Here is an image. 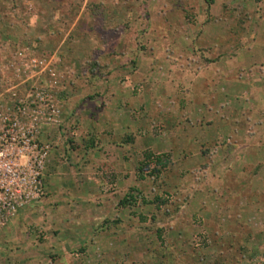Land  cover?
<instances>
[{"label": "rangeland", "instance_id": "1", "mask_svg": "<svg viewBox=\"0 0 264 264\" xmlns=\"http://www.w3.org/2000/svg\"><path fill=\"white\" fill-rule=\"evenodd\" d=\"M148 4L0 0V134L12 118L25 133L36 127L37 148L18 161L41 166L36 196L0 228V264H264V226L252 233L243 220L256 225L255 216L238 210L254 208L245 143L264 146V112L238 107L236 94L220 89L264 65V0H160L159 20ZM123 29L133 54L150 42L152 71L110 61L125 53L111 52ZM243 47L256 56L236 68ZM221 54L230 70L214 75ZM113 84L123 90L111 100ZM131 92L129 107L120 97ZM120 113L132 124L116 130ZM124 141L134 143L127 152ZM147 150L169 158L158 178L140 177ZM155 195L166 199L161 208Z\"/></svg>", "mask_w": 264, "mask_h": 264}, {"label": "crops", "instance_id": "2", "mask_svg": "<svg viewBox=\"0 0 264 264\" xmlns=\"http://www.w3.org/2000/svg\"><path fill=\"white\" fill-rule=\"evenodd\" d=\"M150 6H152V7H150ZM154 6L156 8H154ZM148 7H149V9L153 8L150 11L153 13L152 17L159 20L160 16L158 15V13H159L158 10L160 8V0H149ZM114 13H115L114 9L111 8V11L109 12L108 17H107V20L109 21V23L112 20L116 19V16H113ZM155 29L157 30V33H158V29L160 30V28H158V26ZM152 30H153V28H152ZM128 31L129 30H127V29H123L121 31V35H120L119 39L117 40V42L115 43V48H114V50L111 51L114 54H115V51L125 52V53L121 54V55H118L116 53L115 55H113L114 58H111L110 61L113 62V64H115L116 66H121V67H122V65H126V64L128 65L130 62H133V63H135L137 69L139 67H141V68L146 67V69L150 68V70L152 71V69H151L152 63L150 62V60L155 61V59H154L155 56L151 54V51L153 50L152 45L149 46L150 42L146 41V44H147L146 50L143 51L142 53L139 52L140 54H138V55L133 54V52L135 53L134 50L136 49V47L133 46V45H135V43H133V44L130 43L131 42L130 38L126 39L127 37H130V36H128L129 35ZM126 35H127V37L125 38ZM149 35H150V38H149ZM151 37L152 36L150 33V29L146 30L145 38H148V40H149V39H151ZM132 46L135 48H133ZM244 47L241 48V50L238 54V57L236 56V68L242 66L241 61L244 60V58H249V57L255 58V56H256V54L253 52V51L257 50L256 44H255V46H253V51H251V52H250L249 48L244 49ZM214 49H215V47H214ZM202 51H204V50H202ZM131 54H133V55H131ZM163 58L164 57H162L160 55V62L161 61H164V62L170 61V59H168V57H165L164 60H163ZM214 64H215L214 66L220 67V70L214 71V75H215V73L216 74H218V73H220V74L229 73L230 69L227 68L229 66V63H228V57L226 55L221 54L220 57H218V60H215ZM233 70H234V68H233ZM251 72H252L251 74H246L243 76L238 71V79L236 81L232 80V82H234L236 84L239 83V84H237L238 86H236V88H234V86L236 84L233 83L234 86H231L232 89H230L229 84L230 83L232 84V82H230V83L225 82L226 87L220 88V89H221V92L224 90V91H228V93H230L232 95L236 94L235 99L237 100L238 107L240 104H241V106H243V105L248 106V104H250V106H248V107H252L251 109H253V111L256 112L255 115H257L261 112H264V65H259L258 69H256V70L253 69V71H251ZM163 75L165 77H161L160 82L163 81V83H168L170 80V75L167 73H164V72H163ZM111 81L114 82L115 80L113 81V78H112ZM113 87H114V89L110 90L109 94H107V97H109L111 100L117 99L118 95H121V93L119 94L118 91L123 90V89H121L122 86H120V85H116V84L114 85L113 84ZM216 92H217V90L214 91V93H216ZM164 93L165 94H162V93L160 94V106H161V104H162V106H165L162 103L163 102L162 96L166 95V94H167L166 97L169 96L168 92H164ZM104 94H105L104 92L100 93V95H102V96H104ZM135 97L136 96L133 95V92H131V95H129L127 97L121 96L120 99L124 104L131 107L130 102H128L127 99L131 98V101H132V99ZM167 99H169V98L167 97ZM224 99H228V97L224 96ZM220 100H221V98H220ZM219 103L222 104V100H221V102L219 101L218 104ZM136 105H139V107H141V106L144 107L145 103L143 104L142 101H140V103L138 102L137 104H134V106H136ZM248 107L245 109H248ZM259 109L261 112H259ZM120 115H122V117ZM114 122L116 123L114 125L116 130H119L120 128H122L121 126H124V125L128 126V125L132 124L131 119L129 117H127L126 114L123 115L122 113L115 116ZM112 126H113V124H112ZM118 126H120V128H118ZM262 134H264V129L262 130V133L259 134V136ZM136 142H137V140H136ZM122 143H124V144H122ZM122 143H120L121 145L119 147L122 150H125L126 152L129 148L131 149L133 144H134L133 141H131V142L124 141ZM154 143H156V141ZM256 145H258V149L256 152H254L253 148L256 147ZM259 145L260 144L257 143L256 140H254V139L252 140V138L247 140V142L245 143V146L248 148L251 147L252 151L248 150L249 152H247V154H245V156H244V161L246 162V164L249 163L250 165H252V169H253L252 179L255 181V184L253 183V186L254 185L258 186L255 190H252L253 195L257 196V198H255L256 200L254 199V196H253L252 204L254 205V208L252 207L250 209V206H247V204H241L240 207H238L239 208L238 210H241V209L247 210L246 211L247 216L249 214L252 215L253 217L255 216V218L253 220L257 222L256 225L249 224L250 222H248L249 221L248 219L243 220V222H245L247 224L249 231H251L252 233H257L258 235H259V233H261V230H260L261 225L264 226V221L262 220V218L264 219V205L262 206L261 203L258 202V200H260V195L263 194L261 192L264 191V158L261 154V152L264 150V146L260 147ZM238 147H240V146H238ZM244 175H245V173H244ZM254 181H252V182H254ZM263 203H264V201H263ZM223 210H224V212L226 211L225 214L227 215L228 210H226V209H223ZM259 222H260V226H259ZM225 223H226L227 227L234 224V222H232V220H230V219L226 220ZM238 223L242 224L241 220H239ZM231 233L232 232L229 231V232H227V235L232 236ZM256 240H257V238H256Z\"/></svg>", "mask_w": 264, "mask_h": 264}, {"label": "built area", "instance_id": "3", "mask_svg": "<svg viewBox=\"0 0 264 264\" xmlns=\"http://www.w3.org/2000/svg\"><path fill=\"white\" fill-rule=\"evenodd\" d=\"M32 67H38L45 69V60H37L32 58L30 60ZM43 67V68H42ZM45 96L51 97V93H47ZM39 97V94H36ZM40 98H43L40 96ZM33 101L32 103H34ZM35 104V103H34ZM51 112L58 111L51 105ZM50 114V113H48ZM6 127V128H5ZM23 127L19 126L17 118L9 119L8 122L2 126L0 134V228L15 215L17 209L29 202L36 196L39 191L40 180L38 178V168L41 166L38 162L25 166L20 163L18 158L22 155L23 149L31 147L37 148V144L33 141L32 131L36 130V127L30 128L31 131L26 130L25 133ZM21 131V132H20ZM19 133L17 138L14 134ZM30 135V136H29ZM15 139H17L15 141ZM20 145V146H18ZM46 146H44L45 148ZM43 149V147H41ZM43 156V155H40ZM35 156L34 160H36ZM41 162V161H40Z\"/></svg>", "mask_w": 264, "mask_h": 264}, {"label": "trees", "instance_id": "4", "mask_svg": "<svg viewBox=\"0 0 264 264\" xmlns=\"http://www.w3.org/2000/svg\"><path fill=\"white\" fill-rule=\"evenodd\" d=\"M92 145H93L92 142H90V145L87 144V146H92ZM168 164H169V158H167L166 155L161 153L156 154L147 150L144 154L143 160H141L140 165L138 167V170L142 171L141 173H139L140 177L144 178L147 173V175H150V177H153L154 179L158 178ZM130 196L128 195L123 197L120 200V205L126 206L127 204H129ZM165 201L166 199L163 196L155 195L152 200V203H154L156 208H161L165 204Z\"/></svg>", "mask_w": 264, "mask_h": 264}]
</instances>
